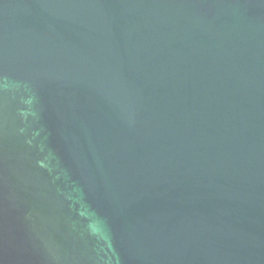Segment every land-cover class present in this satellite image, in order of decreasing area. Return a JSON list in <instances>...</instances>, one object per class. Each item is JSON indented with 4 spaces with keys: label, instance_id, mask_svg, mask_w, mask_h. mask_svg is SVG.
Segmentation results:
<instances>
[{
    "label": "water",
    "instance_id": "obj_1",
    "mask_svg": "<svg viewBox=\"0 0 264 264\" xmlns=\"http://www.w3.org/2000/svg\"><path fill=\"white\" fill-rule=\"evenodd\" d=\"M0 264H264V0H0Z\"/></svg>",
    "mask_w": 264,
    "mask_h": 264
}]
</instances>
